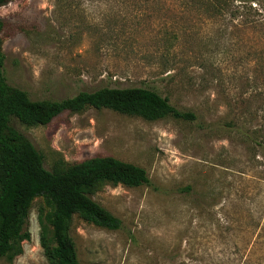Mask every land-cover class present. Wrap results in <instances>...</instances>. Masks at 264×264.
Here are the masks:
<instances>
[{
  "label": "rangeland",
  "instance_id": "374dc122",
  "mask_svg": "<svg viewBox=\"0 0 264 264\" xmlns=\"http://www.w3.org/2000/svg\"><path fill=\"white\" fill-rule=\"evenodd\" d=\"M262 3L0 0L4 73L32 99L145 86L195 116L86 107L46 125L16 123L48 170L112 156L147 173V184L103 183L92 195L120 228L73 216L82 264H264ZM50 208L31 201L29 238L0 264H53L40 241Z\"/></svg>",
  "mask_w": 264,
  "mask_h": 264
},
{
  "label": "trees",
  "instance_id": "16d2710c",
  "mask_svg": "<svg viewBox=\"0 0 264 264\" xmlns=\"http://www.w3.org/2000/svg\"><path fill=\"white\" fill-rule=\"evenodd\" d=\"M243 4L253 0H237ZM261 1L264 9V0ZM221 2V1H220ZM213 4V11L227 5ZM236 7V9H238ZM264 27V17L262 18ZM3 23L0 21V32ZM86 107L106 108L147 120L170 115L194 120L189 111H180L166 97L145 86L109 87L80 91L60 101L35 100L19 86L8 82L0 40V259L20 251L19 243L29 238L26 220L31 201L42 197L51 207L41 222V247L53 264H82L71 236L74 215L108 229L121 221L92 198L103 183L140 186L149 182L144 168L112 156L93 157L63 170L44 167L43 155L16 123L31 127L46 125L64 111Z\"/></svg>",
  "mask_w": 264,
  "mask_h": 264
}]
</instances>
